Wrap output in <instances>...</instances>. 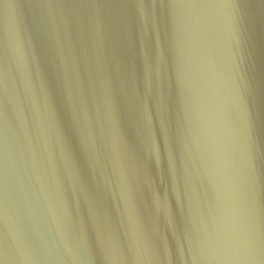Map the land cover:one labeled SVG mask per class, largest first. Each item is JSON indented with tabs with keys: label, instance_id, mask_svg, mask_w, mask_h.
Returning a JSON list of instances; mask_svg holds the SVG:
<instances>
[{
	"label": "water",
	"instance_id": "1",
	"mask_svg": "<svg viewBox=\"0 0 264 264\" xmlns=\"http://www.w3.org/2000/svg\"><path fill=\"white\" fill-rule=\"evenodd\" d=\"M0 264H264V0H0Z\"/></svg>",
	"mask_w": 264,
	"mask_h": 264
}]
</instances>
